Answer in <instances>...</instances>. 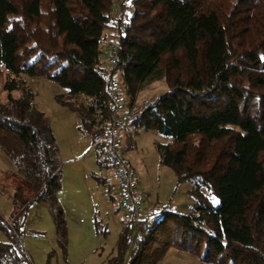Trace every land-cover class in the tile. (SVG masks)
Instances as JSON below:
<instances>
[{
	"label": "trees",
	"instance_id": "1",
	"mask_svg": "<svg viewBox=\"0 0 264 264\" xmlns=\"http://www.w3.org/2000/svg\"><path fill=\"white\" fill-rule=\"evenodd\" d=\"M24 76L64 89L55 99L78 115L99 165L112 170L104 156L108 82H121L131 109L145 86L167 84L130 126L168 140L156 143L161 163L194 185V210L158 209L149 218L140 190V220L124 219L118 207L119 254L108 264H164L170 249L204 264H264V0H0V79L8 92L0 149L17 167L15 215L0 217L9 236L0 264H34L17 225L31 203L60 208L57 140ZM56 221L63 228L62 215Z\"/></svg>",
	"mask_w": 264,
	"mask_h": 264
},
{
	"label": "rangeland",
	"instance_id": "2",
	"mask_svg": "<svg viewBox=\"0 0 264 264\" xmlns=\"http://www.w3.org/2000/svg\"><path fill=\"white\" fill-rule=\"evenodd\" d=\"M23 79L35 93L36 107L50 122L62 164L57 212L47 203H31L17 220L23 247L34 264H108L119 254L118 240L122 229L114 172L106 164L99 165L91 138L80 130L78 115L55 99L64 89L44 77L24 76ZM4 83L2 77L0 101L6 103L8 92ZM167 90L165 80L145 86L135 97L134 109L141 112ZM13 95L18 97L20 92L15 91ZM157 142L166 144L168 140L137 124H132L123 138L124 153L144 196V213L149 218L164 208L191 213L196 203L190 192L194 185L179 182L174 170L161 163ZM16 174V165L0 149V217L7 222L15 215ZM203 192L213 204H218L217 197L207 189ZM57 214L63 219L60 229ZM143 228L142 224L140 229ZM8 241V234L0 229V242ZM129 255L127 249L125 259ZM163 263L204 264L198 257L175 249L166 253Z\"/></svg>",
	"mask_w": 264,
	"mask_h": 264
},
{
	"label": "built area",
	"instance_id": "3",
	"mask_svg": "<svg viewBox=\"0 0 264 264\" xmlns=\"http://www.w3.org/2000/svg\"><path fill=\"white\" fill-rule=\"evenodd\" d=\"M116 51L117 45L113 44L107 53V60L111 66L117 63ZM107 93L110 98L111 115L104 129V156L116 174L118 207L122 216L136 223L141 218L143 197L135 171L124 153L123 136L132 120L136 119L141 112L130 108L129 99L124 94L119 80L113 78L108 82Z\"/></svg>",
	"mask_w": 264,
	"mask_h": 264
},
{
	"label": "crops",
	"instance_id": "4",
	"mask_svg": "<svg viewBox=\"0 0 264 264\" xmlns=\"http://www.w3.org/2000/svg\"><path fill=\"white\" fill-rule=\"evenodd\" d=\"M127 133V132H126ZM113 175L115 176V174L113 173ZM114 185L117 186V179H116V176H115V181H114Z\"/></svg>",
	"mask_w": 264,
	"mask_h": 264
}]
</instances>
